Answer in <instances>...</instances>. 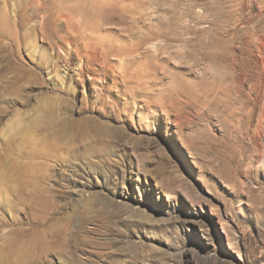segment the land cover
I'll use <instances>...</instances> for the list:
<instances>
[{
  "label": "rangeland",
  "instance_id": "1",
  "mask_svg": "<svg viewBox=\"0 0 264 264\" xmlns=\"http://www.w3.org/2000/svg\"><path fill=\"white\" fill-rule=\"evenodd\" d=\"M0 264H264V0H0Z\"/></svg>",
  "mask_w": 264,
  "mask_h": 264
}]
</instances>
